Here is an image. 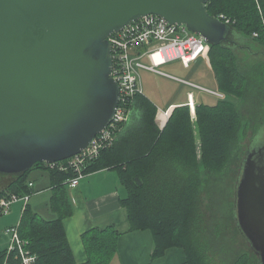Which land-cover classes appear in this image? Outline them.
Masks as SVG:
<instances>
[{"label": "trees", "instance_id": "16d2710c", "mask_svg": "<svg viewBox=\"0 0 264 264\" xmlns=\"http://www.w3.org/2000/svg\"><path fill=\"white\" fill-rule=\"evenodd\" d=\"M206 6L211 15L229 19L232 28L229 41L208 51L217 86L226 97L212 105L197 102L196 122L190 106H177L160 127L156 104L144 93L137 94L132 110L138 106L140 114L121 124L115 143L88 163L84 173L119 172L128 190L121 203L131 230L152 232L153 258L179 247L188 264H259L238 229L234 205L246 150L264 123V0H209ZM249 130L253 133L246 142ZM37 169L51 176V211L56 216L45 218L27 204L20 237L36 254L34 264H79L63 222L72 213L66 188L77 176L73 168L37 163L21 175L0 174V200L36 193L30 177ZM120 235L114 225L86 231L88 263L110 264ZM7 256L8 248L0 250V264ZM7 264H22L18 249Z\"/></svg>", "mask_w": 264, "mask_h": 264}, {"label": "water", "instance_id": "95a60500", "mask_svg": "<svg viewBox=\"0 0 264 264\" xmlns=\"http://www.w3.org/2000/svg\"><path fill=\"white\" fill-rule=\"evenodd\" d=\"M208 1L0 0V174L67 160L111 123L120 86L109 37L132 22L156 14L210 46L229 41V22ZM234 213L264 264V123L246 150Z\"/></svg>", "mask_w": 264, "mask_h": 264}, {"label": "built area", "instance_id": "2783aa9c", "mask_svg": "<svg viewBox=\"0 0 264 264\" xmlns=\"http://www.w3.org/2000/svg\"><path fill=\"white\" fill-rule=\"evenodd\" d=\"M219 18L224 20L225 17L221 15ZM224 21L229 22L230 20L225 19ZM109 40L114 59L112 76L120 86V100L113 120L79 154L65 162L59 161L48 164L52 168L59 166L63 170L73 168L77 172V176L68 180L71 187L78 186L80 179L85 175L86 165L97 159L103 150L115 143L121 124L129 120L134 97L144 93L140 69L160 72V67L170 61L180 59L184 62H193L206 48L205 43H207L203 36L193 33L185 24H170L165 18L156 14L141 17L122 31L111 35ZM131 49L137 53L135 56L129 54ZM206 50L209 51V49ZM145 57L149 60L148 64L140 61ZM159 74L165 75L162 72ZM193 86L206 90L195 84ZM187 104L192 112H196V103L192 93L189 94ZM30 196L28 194L19 197L12 194L9 198H2L0 200V214L10 213L12 204L17 201L23 200L27 203ZM9 231L11 232V244L8 248L5 264H7L11 252L17 249L22 258V264H34L37 256L27 249L29 242L20 237L19 224L13 226Z\"/></svg>", "mask_w": 264, "mask_h": 264}, {"label": "crops", "instance_id": "0c3cea01", "mask_svg": "<svg viewBox=\"0 0 264 264\" xmlns=\"http://www.w3.org/2000/svg\"><path fill=\"white\" fill-rule=\"evenodd\" d=\"M193 84L200 85L195 82ZM148 86L150 85L148 84ZM189 87H187V91H184L182 97L180 95L179 99L172 103L174 105H169V109L165 110L170 112L177 106L187 105L190 93L194 95L197 105L201 97L198 96L197 91H201V89L199 90L193 85L192 89ZM144 90V94L148 96L147 88L144 87ZM184 90H186V86ZM155 104L158 107L157 103ZM158 110L162 111L163 109L158 107ZM139 112L141 111L137 107L133 108L129 120H133ZM30 180L33 181V187L37 192L30 196L27 203L16 202L10 213L3 216L1 222L4 220L6 227L20 223L27 204H30L40 215L48 214V219L56 216L51 211V176L47 172L37 169L32 172ZM66 193L72 213L66 216L63 222L70 246L79 264H89L83 234L94 228L104 229L111 225H114L121 235L118 241V250L110 264H188L184 249L179 247H172L163 256L153 258L155 242L152 232L150 230H131L127 209L121 203V200L128 196V190L122 184L117 170L99 169L85 173L77 187L67 184ZM42 216L44 217V215ZM8 241L6 236L5 247L8 246Z\"/></svg>", "mask_w": 264, "mask_h": 264}, {"label": "rangeland", "instance_id": "374dc122", "mask_svg": "<svg viewBox=\"0 0 264 264\" xmlns=\"http://www.w3.org/2000/svg\"><path fill=\"white\" fill-rule=\"evenodd\" d=\"M205 47L206 48L202 50V52L193 62H184L180 59H177L174 61L167 62L166 64L161 66L160 72L164 73L165 75L159 74L160 72H155L151 70L148 71L147 69H140V79H141L143 91L145 92L144 87H146L147 95L151 100H153L152 102L157 103L158 107L163 109L162 111L158 110L159 111L158 120L160 127H164L169 120L170 112L169 111L167 112L165 109H169L170 107L169 105L177 101L180 95L182 97L184 95V91L188 90L187 87H189V85L192 86L194 82L202 85L201 87L206 89V90L197 91L198 96L199 97L201 96L200 100L198 101L199 103L212 105L217 103L220 99H224L226 97V94L224 93L219 94L221 92H219V88L217 86L214 73L209 64V55H208V50L206 49H210L211 46L205 43ZM129 54L131 56H135L137 53L135 52V50L131 49L129 51ZM140 61L146 64L149 63L147 57L142 58ZM172 78H176L178 80ZM148 84L150 86H148ZM185 86H186V90H184ZM191 86L189 87L190 89H192ZM185 96H186V92H185ZM192 120L196 122L197 117L196 119H193L192 116ZM196 133H197L196 138L198 143V151L199 154H201V140L198 130H196ZM252 133L253 132L249 130L248 134L246 135L247 136L246 142L247 141L249 142L250 140L249 137L252 135ZM21 201L25 203V201L23 200L17 202H21ZM15 203H13L12 206ZM42 215H44V217L46 218H49L48 214L46 213ZM3 216H6V214H0V250L9 248L11 244V232L9 230L13 226L18 225V223H16L6 227V225H4V220L1 222ZM6 236L8 237L9 240L8 241L9 244L7 247H5V245L7 244Z\"/></svg>", "mask_w": 264, "mask_h": 264}]
</instances>
